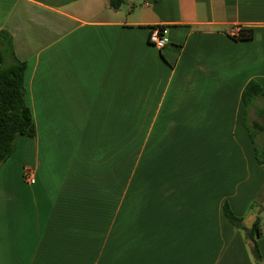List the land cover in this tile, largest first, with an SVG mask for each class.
I'll list each match as a JSON object with an SVG mask.
<instances>
[{
	"label": "crops",
	"instance_id": "obj_1",
	"mask_svg": "<svg viewBox=\"0 0 264 264\" xmlns=\"http://www.w3.org/2000/svg\"><path fill=\"white\" fill-rule=\"evenodd\" d=\"M0 30L35 131L0 167V264H264L223 212L264 225V0H0Z\"/></svg>",
	"mask_w": 264,
	"mask_h": 264
},
{
	"label": "trees",
	"instance_id": "obj_2",
	"mask_svg": "<svg viewBox=\"0 0 264 264\" xmlns=\"http://www.w3.org/2000/svg\"><path fill=\"white\" fill-rule=\"evenodd\" d=\"M123 0H108L112 10H118ZM251 38V34L242 36L243 40ZM26 65L15 56L10 32L0 30V167L12 155L15 143L19 137H33L35 134L32 115L25 102L24 73ZM261 95L259 86L251 82L243 92V102L247 105L252 98ZM258 163L264 165V150L256 149ZM227 220L237 229L244 231L251 244V253L254 261L260 260L255 237L261 233L258 222L251 229H245L241 220L235 217L223 206ZM264 226V225H263Z\"/></svg>",
	"mask_w": 264,
	"mask_h": 264
},
{
	"label": "built area",
	"instance_id": "obj_3",
	"mask_svg": "<svg viewBox=\"0 0 264 264\" xmlns=\"http://www.w3.org/2000/svg\"><path fill=\"white\" fill-rule=\"evenodd\" d=\"M247 31L244 30L241 26L233 27L230 32L229 36L232 39L239 40L242 39V36L246 35ZM148 43L157 49L158 51L165 48L169 40L166 35V30L162 26H155L149 29L148 34ZM23 180L26 184L32 185L35 183V179L30 171L24 170L23 172ZM262 233H264V226L261 228Z\"/></svg>",
	"mask_w": 264,
	"mask_h": 264
}]
</instances>
